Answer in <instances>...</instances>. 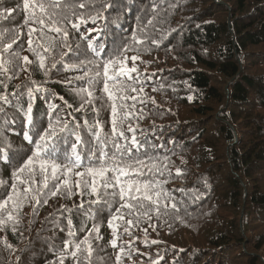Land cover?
<instances>
[{"label":"trees","instance_id":"1","mask_svg":"<svg viewBox=\"0 0 264 264\" xmlns=\"http://www.w3.org/2000/svg\"><path fill=\"white\" fill-rule=\"evenodd\" d=\"M108 2L117 6L105 10L102 3ZM97 12L103 18L82 25L80 32L71 24L64 25L73 48L87 49L81 33L92 39L99 32L108 44L113 39L131 43L141 17L144 30L137 31V36L143 42L132 45L137 51L126 53V66L131 68L134 63L137 71L132 73L133 81L126 82L136 91L128 88L124 95L136 99L123 102L129 112L123 127L129 140L133 135L127 131L129 126L139 139L147 138L150 154L158 157L156 164L163 170V175L157 173L155 178L166 181L163 186L174 199L164 200L161 212L149 213L150 218L125 214L117 221L115 248L110 244L109 217L98 218L103 239L93 241L92 264H264V0H97L86 15ZM25 15L23 0H0V24L5 29H19L25 49L20 54L33 61L22 66L26 70L0 74V81L7 84L9 92L17 85L21 91L25 85L47 89L55 94L48 102L63 109L62 117L70 123L75 117L82 124V113L73 109L80 107L75 91L83 82L72 80L82 72L65 71L61 53L68 49L60 43L62 34L48 33L55 38V46L46 54L50 71L45 77L36 58L26 50L28 26L21 27ZM72 20L78 22L75 16ZM89 28L97 31L89 33ZM134 55L138 57L135 62L131 59ZM88 58L96 59L90 53ZM63 60L76 63L71 53ZM54 61L57 67L51 68ZM0 91H4L3 85ZM43 95L37 93L33 116L42 118L46 127L48 102ZM95 95H103L107 101L102 85ZM24 100L26 107V96ZM103 102L97 99L94 104L100 108ZM5 111L20 123L9 126L11 130L0 126V135L16 150L30 155L32 146L23 138L22 114L7 107ZM94 117L89 111L90 122ZM100 121L104 131L110 132V108L101 110ZM22 163L20 160L16 166ZM11 172L12 166L0 160V179L8 181L0 189L4 192L0 199L11 191ZM90 199L95 197L58 194L48 197L46 204L43 198L38 204L29 200L20 211L15 233L12 222L0 231V264L55 261L57 256L50 248L63 249L68 239L67 219L61 217L69 213L64 208ZM8 207L11 209V204ZM72 219L77 239H83L87 234L79 230L83 217L73 213ZM129 219H133L131 225ZM92 225L93 221H88L86 229ZM65 264L74 261L69 258Z\"/></svg>","mask_w":264,"mask_h":264},{"label":"snow or ice","instance_id":"2","mask_svg":"<svg viewBox=\"0 0 264 264\" xmlns=\"http://www.w3.org/2000/svg\"><path fill=\"white\" fill-rule=\"evenodd\" d=\"M96 3L97 0H23L26 15L21 27L28 26L26 50L36 58L38 68L45 77L50 71L46 67V54L51 53L55 46V38L48 33L62 34L60 43L68 49L67 52L61 53L60 62L64 64L65 71L82 72V75L72 78L83 82L75 91V95L80 98V107L73 109L82 113V124L76 121L75 117L73 123L65 120L61 115L63 109L48 102L55 94L37 85L36 81H31L32 85H37L35 87L25 85V91H21V85H17L16 90L12 92L7 90V84L0 81L4 88V91H0V126L11 130L9 126L20 123L14 114L5 111V107L19 112L23 116V138L32 146L30 155L22 153L0 135V145H3L0 147V160L12 166L11 191L7 193L6 198L0 199V231L12 222V231L15 233V225L20 223V211L29 200L38 204L43 198L46 204L48 197L58 194L68 198L77 194L81 197H95L87 201L82 200L81 204L74 208H64V211L69 213L67 217H61L67 219L68 239L64 241L63 249H57L55 245L50 248L57 259L49 261L48 264H65V260L69 258L74 264H92L95 251L93 241L103 239L98 218L105 215L109 217L108 226L113 237L110 244L115 248L120 227L117 221H122L125 214L132 217L137 213L142 216H149L151 212L159 214L163 201L174 199L163 186L166 181L155 178L157 173L163 175V170L156 164L158 157L150 154L147 138L139 139L135 130L129 126L127 131L133 133L129 140L123 127L129 116L128 106L123 102L129 98L136 99L124 95L128 88L136 91L132 83L126 82L133 81L132 73L137 71L134 63L131 68L126 66V53L137 51L132 45L143 42L137 36V31L144 30L139 23L141 17H138L137 29L132 32L131 43H117L113 39L111 44H108L99 32L97 37L92 39L81 33V39L87 40L86 50H82L79 45L73 48L68 43L69 31L64 27L65 24H71L73 29L80 32L82 25L89 21L94 24L103 18L100 12L96 15H86L87 10L95 7ZM116 6L113 2L102 3L105 10ZM81 9L85 11H79ZM155 10L154 6L152 11ZM10 11L14 10H5V13ZM74 16L78 21L76 23L72 20ZM33 24L36 27H31ZM147 24H152V19H149ZM93 31L97 30L88 29L89 33ZM103 33L104 36L109 35L107 24L103 27ZM45 40L49 42L47 45L42 42ZM13 45H16V48H13ZM23 50L24 41L20 38L19 29H5L3 24H0V74L7 75L14 69L26 70L22 66L33 63L28 56H21L20 52ZM69 53L76 63H64L63 58ZM89 53L96 59H89ZM137 58L135 55L131 57L133 62ZM56 67L57 62L54 61L51 68ZM8 79L11 80L12 76H8ZM72 80L68 82L72 83ZM101 85L102 93L107 94V101L103 95H95ZM140 91L142 92L143 88ZM37 93H44L41 98L48 102L46 127L42 118L34 119L33 116ZM97 99L104 101L100 108L94 104ZM88 105L91 106L90 109L86 107ZM67 106L72 107L71 104ZM105 108L111 110L110 132L104 131L100 121V112ZM89 111L95 113L91 122L87 118ZM85 136L89 139H85ZM20 160H23V163L17 167L16 163ZM7 185V180L0 179V189ZM0 197H4L3 191H0ZM171 207L175 208L176 205L172 204ZM73 213L83 217L79 229L81 232L87 231L83 239H77ZM88 221H93L90 229H86ZM127 223L131 225L133 219H129ZM124 231L128 232L127 227ZM5 243L7 244L6 240ZM119 259L118 255L117 261Z\"/></svg>","mask_w":264,"mask_h":264}]
</instances>
